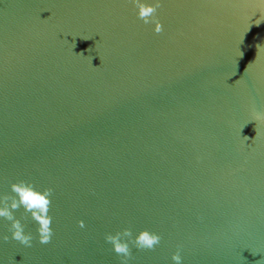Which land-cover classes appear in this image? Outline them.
Segmentation results:
<instances>
[{
	"label": "water",
	"instance_id": "95a60500",
	"mask_svg": "<svg viewBox=\"0 0 264 264\" xmlns=\"http://www.w3.org/2000/svg\"><path fill=\"white\" fill-rule=\"evenodd\" d=\"M137 12L0 0V207L50 190L53 233L16 208L32 245L0 218V264H122L117 233L128 264H264V0H162L160 33Z\"/></svg>",
	"mask_w": 264,
	"mask_h": 264
},
{
	"label": "clouds",
	"instance_id": "9594fccd",
	"mask_svg": "<svg viewBox=\"0 0 264 264\" xmlns=\"http://www.w3.org/2000/svg\"><path fill=\"white\" fill-rule=\"evenodd\" d=\"M132 3H134L135 7L138 9V17L143 20L145 24L154 23V31L156 33H160L162 31L163 26L160 20L156 17L155 13L157 12V9L161 8L162 0H132ZM256 20L257 22L254 23L256 27H259L261 23L264 22V20L259 18H257ZM74 47L75 44L73 48ZM260 48L261 45H257V54L255 57V61L257 59V56L259 55ZM80 55H83V53H81ZM240 57H243V52L240 53ZM254 62H250L247 67L253 64ZM250 121L256 122V136L252 140L254 141L258 135L257 127L259 123L264 122V112H259L255 109V107H253L251 111V116L245 125H247ZM246 139L248 140L249 137L246 136ZM11 188L17 193L19 197L18 202L13 203L10 207H0V218L6 219L7 221L11 222V239L18 241L21 245L31 247L33 237L31 234L25 231L20 221L14 218L13 211L21 206L26 211H30L35 207H40L45 214L43 216L34 217L37 221V224L39 225V227L37 228V235L41 244L49 243L53 234L51 228L52 218L47 214L49 205L51 203L49 199L51 195L50 190H46L42 195L39 192L35 191L31 185L24 181L11 184ZM6 198L7 197L5 196V199ZM80 226L83 227L82 222ZM124 235L130 236L131 233L126 229L124 231ZM8 239L9 237L7 235L0 237V241H7ZM106 239L109 243L113 244L115 252L118 255H122V264H128V261L130 259L128 245L121 239V234L117 233L115 236L110 235L106 237ZM160 239L161 237L159 235L144 231L140 232L136 236V244L140 248L153 249L156 245L160 243ZM172 260L175 262V264H182V257L179 255V252L172 256Z\"/></svg>",
	"mask_w": 264,
	"mask_h": 264
}]
</instances>
